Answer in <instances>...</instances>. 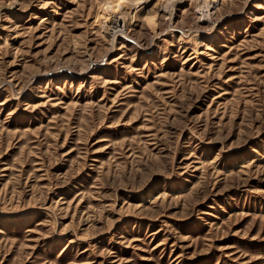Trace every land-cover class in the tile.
I'll list each match as a JSON object with an SVG mask.
<instances>
[{"label": "rangeland", "instance_id": "rangeland-1", "mask_svg": "<svg viewBox=\"0 0 264 264\" xmlns=\"http://www.w3.org/2000/svg\"><path fill=\"white\" fill-rule=\"evenodd\" d=\"M0 264H264V0H0Z\"/></svg>", "mask_w": 264, "mask_h": 264}, {"label": "bare ground", "instance_id": "bare-ground-1", "mask_svg": "<svg viewBox=\"0 0 264 264\" xmlns=\"http://www.w3.org/2000/svg\"><path fill=\"white\" fill-rule=\"evenodd\" d=\"M173 6H174V5H173ZM170 8H171V7H170ZM118 11H119V10H118ZM118 11H117V12H118ZM121 11H122V10H121ZM117 12H116V13H117ZM116 13H115V14H116ZM120 13H121V12H120ZM125 14L128 15V14H129L128 11H127V13L125 12ZM112 18H113V19L110 20V22L113 23V26H118V25H121V24H125V26H126V23H128V19H126V18H127L126 15H124V16H123V15H122V16H120V15H119V16H113ZM122 27H123V26H122ZM120 30H121V29H120ZM120 30H119V31H120ZM117 33H118V32H117Z\"/></svg>", "mask_w": 264, "mask_h": 264}]
</instances>
